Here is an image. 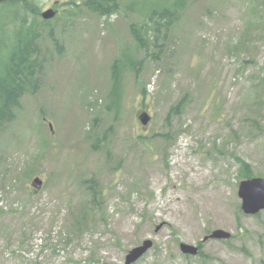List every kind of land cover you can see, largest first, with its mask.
Masks as SVG:
<instances>
[{
	"label": "rangeland",
	"instance_id": "obj_1",
	"mask_svg": "<svg viewBox=\"0 0 264 264\" xmlns=\"http://www.w3.org/2000/svg\"><path fill=\"white\" fill-rule=\"evenodd\" d=\"M70 1L83 0H32L59 13L40 22L38 90L0 134V264H124L145 240L133 264H264V212L240 210L236 160L264 179V0H193L147 54L128 32L139 17L79 3L66 15ZM131 46L142 64L114 117L103 111L110 66ZM109 126L92 149L88 135ZM34 176L44 184L32 195ZM215 229L232 238L201 243ZM198 242L205 256L181 253Z\"/></svg>",
	"mask_w": 264,
	"mask_h": 264
},
{
	"label": "trees",
	"instance_id": "obj_2",
	"mask_svg": "<svg viewBox=\"0 0 264 264\" xmlns=\"http://www.w3.org/2000/svg\"><path fill=\"white\" fill-rule=\"evenodd\" d=\"M191 1L193 0H83L80 7L96 16H110L122 8L127 14L139 17V20L129 24L128 32L134 48L147 54L151 46L159 52L162 50L167 33ZM65 12L66 15H76L79 11L74 5L72 10ZM38 16L39 8L29 1L12 0L0 4V134L15 119L21 98L26 94H35L40 84L43 60L37 45L40 39V23L36 21ZM53 41L57 46V42ZM128 48L110 66L111 86L103 111L114 117L120 112L124 77L142 64V61L135 62L133 47L132 57H127ZM184 99L181 98L170 107L168 118L180 113ZM111 130L109 127L101 137L95 138L93 147H97V143ZM236 160L239 164L237 178H251L253 175L248 164L238 158ZM92 186L91 190L95 194V185ZM80 223L81 219L75 217L74 225ZM199 256L205 255L200 251Z\"/></svg>",
	"mask_w": 264,
	"mask_h": 264
},
{
	"label": "water",
	"instance_id": "obj_3",
	"mask_svg": "<svg viewBox=\"0 0 264 264\" xmlns=\"http://www.w3.org/2000/svg\"><path fill=\"white\" fill-rule=\"evenodd\" d=\"M5 0H0V2ZM52 10H46L41 14L43 19H49L53 16ZM142 124L148 122V116L142 114L139 117ZM34 183L40 185V181L34 180ZM238 197L241 199V211L246 215H255L260 211H264V179L255 177L248 180H243L239 183ZM230 238V234L220 229L213 230L209 235L203 238V241L208 239L215 240H227ZM151 247L150 241H144L141 246L132 249L125 258V264H131L136 261L147 249ZM180 250L183 254L196 255L197 248L180 244Z\"/></svg>",
	"mask_w": 264,
	"mask_h": 264
}]
</instances>
